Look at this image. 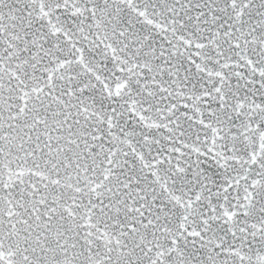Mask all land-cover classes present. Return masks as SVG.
Segmentation results:
<instances>
[{
    "label": "snow or ice",
    "instance_id": "obj_1",
    "mask_svg": "<svg viewBox=\"0 0 264 264\" xmlns=\"http://www.w3.org/2000/svg\"><path fill=\"white\" fill-rule=\"evenodd\" d=\"M0 264H264V0H0Z\"/></svg>",
    "mask_w": 264,
    "mask_h": 264
}]
</instances>
